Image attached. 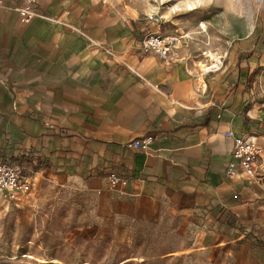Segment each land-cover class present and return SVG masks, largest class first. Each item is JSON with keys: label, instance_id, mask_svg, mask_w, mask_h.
I'll return each instance as SVG.
<instances>
[{"label": "crops", "instance_id": "1", "mask_svg": "<svg viewBox=\"0 0 264 264\" xmlns=\"http://www.w3.org/2000/svg\"><path fill=\"white\" fill-rule=\"evenodd\" d=\"M92 1L38 0L22 23L24 0H0V160L74 177L119 217L174 222L197 247L264 253V182L225 174L233 138L264 132L248 76L144 54L156 31ZM111 172L126 185L108 186Z\"/></svg>", "mask_w": 264, "mask_h": 264}, {"label": "rangeland", "instance_id": "2", "mask_svg": "<svg viewBox=\"0 0 264 264\" xmlns=\"http://www.w3.org/2000/svg\"><path fill=\"white\" fill-rule=\"evenodd\" d=\"M100 3L108 14L121 11L126 19L174 36L177 59L197 67L212 54L227 70L241 68L248 76L242 84L246 99L264 112V0ZM258 136L264 158V132ZM23 172L35 177V186L14 201L0 197V264H264V253L249 251L257 243L242 250L241 241L197 247L174 233V222L137 224L119 217L120 203L97 197L74 177Z\"/></svg>", "mask_w": 264, "mask_h": 264}, {"label": "built area", "instance_id": "3", "mask_svg": "<svg viewBox=\"0 0 264 264\" xmlns=\"http://www.w3.org/2000/svg\"><path fill=\"white\" fill-rule=\"evenodd\" d=\"M38 0H24L22 7L16 12L22 23H28L34 17L40 16L35 12ZM177 39L174 36H163L158 31L147 34L140 44V51L144 54L153 53L164 62L176 60ZM155 139V136H147L141 140V147ZM225 174L229 179H234L240 174L250 178L255 184L264 182V158L262 148L254 137L239 136L233 138L231 160L227 163ZM127 178L118 173L111 172L107 176L108 186L111 188L124 187ZM35 177L26 175L17 161L0 160V197L14 201L20 194L28 193L35 186Z\"/></svg>", "mask_w": 264, "mask_h": 264}, {"label": "bare ground", "instance_id": "4", "mask_svg": "<svg viewBox=\"0 0 264 264\" xmlns=\"http://www.w3.org/2000/svg\"><path fill=\"white\" fill-rule=\"evenodd\" d=\"M207 58L209 61L208 64H204V63L198 64V69L202 73H207V72L216 71L220 69L222 65V61L220 57L209 54Z\"/></svg>", "mask_w": 264, "mask_h": 264}]
</instances>
